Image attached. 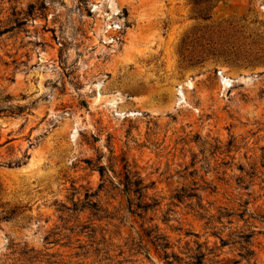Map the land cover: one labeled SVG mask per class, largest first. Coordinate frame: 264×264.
<instances>
[{
    "label": "rangeland",
    "instance_id": "1",
    "mask_svg": "<svg viewBox=\"0 0 264 264\" xmlns=\"http://www.w3.org/2000/svg\"><path fill=\"white\" fill-rule=\"evenodd\" d=\"M263 18L248 0H219L207 19L188 0H0V106H26L0 115V162L29 154L0 165V203L30 217L0 221V264L42 247L56 203L97 193L99 165L112 189L97 199L122 208V157L159 201L145 218L169 252L198 241L204 264H264ZM212 47L248 53L227 62ZM148 250L129 264H165Z\"/></svg>",
    "mask_w": 264,
    "mask_h": 264
},
{
    "label": "trees",
    "instance_id": "2",
    "mask_svg": "<svg viewBox=\"0 0 264 264\" xmlns=\"http://www.w3.org/2000/svg\"><path fill=\"white\" fill-rule=\"evenodd\" d=\"M192 5L194 13L201 19L210 17V10L218 3L219 0H188ZM250 4L258 2L264 5V0H248ZM31 5V4H30ZM125 12V11H124ZM264 21V18H263ZM188 34L182 38V44L188 39ZM59 48V58L63 59L64 47L63 43ZM227 62H238L246 57L242 53H248L247 50L240 49H224L218 48L214 53ZM9 99V95L5 96ZM26 106L7 104L0 106V115L17 116L25 112ZM8 140L0 143L3 145ZM29 154L27 150L22 155L0 162V165L13 168L20 167L26 163ZM98 171L101 177L99 189L97 193H86L83 197L76 195V191L72 196L68 197L66 202L56 203L57 219L53 222L49 229L44 231L42 236V247L34 248L24 245L15 251L17 255V264H129L131 255L144 254L148 257V244H152L163 252V261L165 264H204V258L208 249L198 241H195L194 248L186 247V257H182L173 251H168L171 247L165 233L161 231L158 223H151L154 218L145 215L148 212H154L159 206L156 198L149 201L143 199L145 190L148 186L143 180L136 175L122 157V166L119 177V186L121 194L125 197L124 203H120L117 207L111 202L102 203L96 196L101 190L109 191L112 189L111 183H106L105 167L99 165ZM2 185L0 183V194ZM180 192L175 193L174 198L180 200ZM136 196L135 199L132 196ZM96 199H92V198ZM7 203H0L2 207L0 213V221L9 220H29L30 217L21 216L24 209L21 206H4ZM123 209L126 214H120ZM221 211V209H219ZM222 212V211H221ZM233 212L227 211L225 216H231ZM241 216L239 213H236ZM136 219L140 222L136 228L132 223L129 224L130 233L122 236L119 230H109L108 226L112 225L115 229L126 225L128 217ZM167 224L168 218L163 215L161 219ZM115 221V223H113ZM45 222H48L45 219ZM115 240H122V244H114ZM248 240V239H247ZM112 246L118 250L116 254H112ZM205 248V249H204ZM125 251L130 254L124 255ZM121 256L119 259L116 257ZM243 256V255H241ZM244 258V257H243Z\"/></svg>",
    "mask_w": 264,
    "mask_h": 264
}]
</instances>
